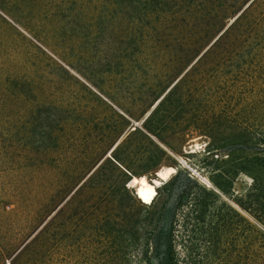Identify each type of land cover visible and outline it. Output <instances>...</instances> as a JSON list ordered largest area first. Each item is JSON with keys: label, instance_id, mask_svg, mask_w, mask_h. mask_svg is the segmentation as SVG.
<instances>
[{"label": "rangeland", "instance_id": "1", "mask_svg": "<svg viewBox=\"0 0 264 264\" xmlns=\"http://www.w3.org/2000/svg\"><path fill=\"white\" fill-rule=\"evenodd\" d=\"M91 5L86 33L0 0V54L54 88L0 105V219L37 211L0 223V264H264V26L222 43L264 0ZM163 168L142 204L129 182Z\"/></svg>", "mask_w": 264, "mask_h": 264}, {"label": "trees", "instance_id": "2", "mask_svg": "<svg viewBox=\"0 0 264 264\" xmlns=\"http://www.w3.org/2000/svg\"><path fill=\"white\" fill-rule=\"evenodd\" d=\"M20 3L27 12L36 18L42 19L49 25L60 26L63 22H74L79 29L86 33H90L91 21V0H13ZM260 11L262 13H260ZM187 28L192 32H210L209 25L212 23V14H207L202 20V16H195L193 13H187ZM187 23V22H186ZM48 25V26H49ZM264 26V9L250 7L245 14L235 22L234 27L224 37L222 43L228 47L227 54H234L239 47L250 43L256 32L260 31ZM51 27V26H50ZM57 28V27H55ZM57 30V29H56ZM89 30V31H88ZM2 37L0 36V49H6L2 45ZM0 76L3 78L0 86L1 107L5 108L17 99V95L27 92H53L52 88L37 68L28 64V62L18 58L16 54L9 58L0 54ZM46 82V84H45ZM134 187V195L144 205H150L157 196L156 188L148 183L144 178L137 180L132 178L129 182ZM37 211L30 216H24L23 213H14L12 216L0 219L1 224L12 222L19 223L21 229L31 227ZM20 230L14 239L9 242H0V260L12 248L20 244ZM15 242V243H14Z\"/></svg>", "mask_w": 264, "mask_h": 264}, {"label": "bare ground", "instance_id": "3", "mask_svg": "<svg viewBox=\"0 0 264 264\" xmlns=\"http://www.w3.org/2000/svg\"><path fill=\"white\" fill-rule=\"evenodd\" d=\"M191 151H193V150H191ZM173 173H174V169H172V168H163V169L159 170L156 173L158 175L159 179L158 180H152L150 183H152L155 186V188H157L160 185V183L158 182L159 180L160 181H166L170 177V175L173 174Z\"/></svg>", "mask_w": 264, "mask_h": 264}, {"label": "water", "instance_id": "4", "mask_svg": "<svg viewBox=\"0 0 264 264\" xmlns=\"http://www.w3.org/2000/svg\"><path fill=\"white\" fill-rule=\"evenodd\" d=\"M155 176H156V180H158V179H159V178H158V175L156 174ZM158 182H159V183H160V185H161V184H162V182H164V181H160V180H159Z\"/></svg>", "mask_w": 264, "mask_h": 264}]
</instances>
